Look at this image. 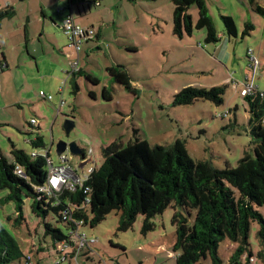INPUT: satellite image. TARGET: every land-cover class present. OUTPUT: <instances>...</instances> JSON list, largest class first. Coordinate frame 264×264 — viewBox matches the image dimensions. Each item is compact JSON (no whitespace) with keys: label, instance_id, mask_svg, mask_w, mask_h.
<instances>
[{"label":"rangeland","instance_id":"rangeland-1","mask_svg":"<svg viewBox=\"0 0 264 264\" xmlns=\"http://www.w3.org/2000/svg\"><path fill=\"white\" fill-rule=\"evenodd\" d=\"M206 2L221 36L217 43L206 42L205 28L195 29L192 35L182 38L175 35L172 0H102L100 6H95L92 0H73L74 4L70 0H17L16 15L4 18L0 29V53L4 49L9 62L8 68L0 70V150L12 160L13 147L42 154L49 149L53 162L57 163V143L74 140L90 158L84 165L85 171L102 164L104 146L114 141L127 145L136 138L150 147L168 146L180 139L194 160L208 161L218 168L236 167L246 153L254 155L256 138L250 131L249 105L242 90L252 81L264 90V14L254 11L248 0ZM261 2L264 4V0ZM72 6L75 16L79 15V7L85 22L93 23L95 31L101 29L102 34L99 40L83 43L79 62V67L97 77L99 83L93 84L85 75L79 76L77 93L73 92L70 79L61 92L62 81L72 69V62L77 60V50L69 45L58 16L69 12ZM59 8L65 11L59 13ZM42 10L48 11L45 19ZM189 11L196 21L197 6L192 5ZM221 13L233 16L238 37L226 34ZM53 15L56 23L50 18ZM249 22L255 29L243 37L245 24ZM251 57L260 61L254 80L249 66ZM109 67L126 70L132 90L117 82ZM223 84L227 86L223 103L198 99L192 104L174 105V95L186 86ZM104 88L112 95L111 100L103 97ZM40 92L52 98H43ZM32 118L38 123L30 125ZM68 118L75 122L70 136L63 128ZM38 135L43 137L46 148L32 145L31 140ZM68 155L74 165L81 162L79 156L71 152ZM82 172L80 169L79 173ZM7 194L8 190H0V222L19 241L24 254L32 256V263L55 264L57 250L52 239L44 234L41 218L32 212L31 199H25L22 208L25 219L19 223V211L14 201L6 200ZM259 210L264 214V206ZM174 211L169 206L156 215L155 229L145 235L141 232L143 214L126 231L118 230L117 211L109 213L94 227L82 225L80 230L97 238V242L88 253L89 258L80 255L77 261L177 264V253L173 251ZM194 215L195 212L191 221ZM57 225L69 233L66 224ZM259 227L258 221H252L250 243L256 261L249 264H264ZM236 247L237 243L229 238L220 242L221 264H231L230 257ZM242 262L248 264L247 254ZM11 264H24V261ZM197 264L214 263L207 255Z\"/></svg>","mask_w":264,"mask_h":264},{"label":"trees","instance_id":"trees-1","mask_svg":"<svg viewBox=\"0 0 264 264\" xmlns=\"http://www.w3.org/2000/svg\"><path fill=\"white\" fill-rule=\"evenodd\" d=\"M172 1L175 35L182 38L192 35L195 29L205 28L207 43L221 40L206 0ZM248 3L254 11L264 14V7L257 0ZM192 5L198 8L196 21L189 11ZM14 13L12 6L1 8L0 25L4 18L12 17ZM221 18L226 34L238 37L233 16L222 13ZM254 29L253 23H246L242 36L250 35ZM108 71L117 82L132 90L126 70L109 67ZM82 75L93 84L99 83L97 77L79 67L70 79L74 93L80 89L77 78ZM226 87L224 84L186 86L174 95V105L192 104L198 99L223 103ZM90 94L95 96L94 92ZM103 97L112 99L106 88ZM244 97L249 105L250 131L256 139L253 141L254 155L246 153L236 167L218 168L208 161L194 160L180 139L168 146L156 144L152 147L140 138L127 145L114 141L102 148V164L93 167L83 185H76L75 189L64 188L55 196H48L41 194L36 186L47 180L50 152L34 155L33 151L13 147L12 160L0 150V190H8L6 200L15 202L19 223L25 219L22 211L25 199H31V210L41 218L44 234L52 239L55 249L57 243L70 239V234L57 225L62 222L69 226L62 216L65 207L72 209L74 218L92 227L105 220L112 211H117L120 213V231L132 228L138 216L143 214L141 232L145 235L156 227L153 218L173 206L172 222L176 228L173 251L177 253V264H197L207 255L214 264H221L218 248L226 238L237 243L230 257L231 264H244L242 257L245 254L249 264L254 256L250 243L252 221L260 224L258 235L264 244V214L259 210L264 206V96L256 91ZM31 143L34 147L47 146L41 135ZM18 165L22 175L16 173ZM193 212L194 220L191 221ZM84 250L79 255H87L89 251ZM25 256L19 241L0 222V264L22 262Z\"/></svg>","mask_w":264,"mask_h":264},{"label":"built area","instance_id":"built-area-1","mask_svg":"<svg viewBox=\"0 0 264 264\" xmlns=\"http://www.w3.org/2000/svg\"><path fill=\"white\" fill-rule=\"evenodd\" d=\"M95 6H100L102 0H92ZM1 9V6H0ZM62 29L64 33L70 40V45L75 47L77 50V60L72 62V69L67 71V77L63 79L61 92H63L64 87L68 81L73 76V73L79 69L80 62V52L84 42L92 41L96 39L97 32L93 27H85L75 21V17L72 13H67L62 22ZM260 61L256 57L250 58V68L252 69L253 80L257 75L259 70ZM7 66L6 62L0 60V70ZM249 78V77H247ZM250 82L249 79H247ZM259 91V93L264 96V90L259 89L253 81L247 85V88L242 90V95L254 93ZM43 97L51 99L52 96H46L44 92L40 93ZM63 104V100L61 101ZM31 124H37V119L32 118ZM49 149H47V152ZM47 152L45 155H47ZM34 155L38 152L34 150L32 152ZM69 151L63 152L59 155V161L54 163L51 156L48 159V170L49 174L46 182L41 185L36 186L37 190L48 196H55L57 193L61 192L64 188L75 189L76 185H83L84 181L88 178L89 174L92 172V167H89L87 171L84 170V165L90 159L88 158V153L85 155L84 159L78 164H73L70 161ZM85 162V163H84ZM83 170V174L79 173V170ZM16 173L22 175V168L18 165L16 167ZM63 220L69 225L70 239L63 240L57 243V257L55 264H62L67 261H76V264H81L77 261L79 252L84 249L92 250L93 245L96 244L97 238L87 235L84 231L80 230V227L84 225L83 220L74 218L72 214V209L70 207H65L62 211ZM72 243L74 245L72 246ZM24 264H32V256L30 254L23 258ZM250 261L255 262L256 258L253 256Z\"/></svg>","mask_w":264,"mask_h":264},{"label":"crops","instance_id":"crops-1","mask_svg":"<svg viewBox=\"0 0 264 264\" xmlns=\"http://www.w3.org/2000/svg\"><path fill=\"white\" fill-rule=\"evenodd\" d=\"M250 0H248V2H249ZM16 2H17V0H0V6H1V8H6V7H9V6H12L13 8H14V6H16ZM257 3L258 4H260L261 6H263L264 7V4L261 2V0H257ZM70 4H74L73 3V0H70ZM76 5V4H75ZM209 8V7H208ZM84 9V11H85V8H83ZM14 10H15V8H14ZM78 10H79V15H77V16H75L74 14H73V6H72V8H69V12H65V14L63 13L62 15H60V16H58V18H59V20L61 19V21L63 22V19L65 18V16H66V14L67 13H72L73 14V16L75 17V21L77 22V23H79V24H81V25H83V26H86V27H94L95 28V25L93 24V23H89L88 21L87 22H85V20H84V15L82 14V10L81 9H79V7H78ZM58 11H59V13H62V11H65V9L64 8H59L58 9ZM86 12V11H85ZM209 12H210V10H209ZM42 14H43V17H44V19L46 18V17H48V11L47 10H45V11H43L42 10ZM222 14V13H221ZM224 14H227V13H224ZM16 15V10H15V13H14V15L12 16V17H14ZM229 15H231V14H229ZM79 16V17H78ZM232 16V15H231ZM9 18H11V17H9ZM50 18H51V20H53V22H55L56 23V21H55V18H54V15L53 16H50ZM194 18V17H193ZM3 21L4 20H2V22H1V25H0V29L2 28V24H3ZM60 26V28L62 29V23L59 25ZM62 31H63V29H62ZM63 33H64V31H63ZM98 34H97V36H96V39L97 40H99L100 39V37H101V29L97 32ZM65 34V33H64ZM66 35V34H65ZM2 36V33L0 32V37ZM67 36V35H66ZM25 37H26V40L28 41V29H27V26H25ZM69 39V38H68ZM69 44V43H68ZM70 45V44H69ZM64 46H67V44H65ZM97 48H99V47H97ZM3 56V58H2V56ZM77 57H78V55H77ZM0 60L1 61H3V62H6V64H7V66L5 67V68H8V66H9V62H8V58H7V55H6V51L4 50V49H1V53H0ZM80 60H81V52H80ZM2 70H4V69H2ZM1 70V71H2ZM41 93V92H40ZM41 95V94H40ZM43 98H46V99H48L47 97H43ZM38 123V122H37ZM32 151H34V150H32ZM85 151V150H84ZM86 152L87 151H85V154H86ZM85 163V162H84ZM88 251L89 252H91V250L90 249H88ZM88 252V253H89ZM86 256V258H88V257H90V254H87V255H85ZM68 264H72V261L70 262H68Z\"/></svg>","mask_w":264,"mask_h":264},{"label":"water","instance_id":"water-1","mask_svg":"<svg viewBox=\"0 0 264 264\" xmlns=\"http://www.w3.org/2000/svg\"><path fill=\"white\" fill-rule=\"evenodd\" d=\"M75 127V122L73 119H66L65 122L63 123V128L66 132L67 136H70L72 130ZM69 151L71 152L74 156H79L81 159L85 158V151L83 148L79 146V144L76 141H65V140H60L57 145H56V152L57 154H61L63 152Z\"/></svg>","mask_w":264,"mask_h":264}]
</instances>
